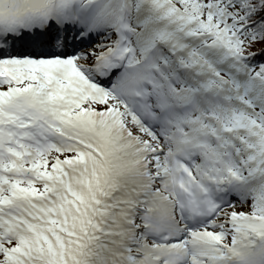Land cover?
Wrapping results in <instances>:
<instances>
[{"label":"snow or ice","instance_id":"snow-or-ice-1","mask_svg":"<svg viewBox=\"0 0 264 264\" xmlns=\"http://www.w3.org/2000/svg\"><path fill=\"white\" fill-rule=\"evenodd\" d=\"M0 264H264V0H0Z\"/></svg>","mask_w":264,"mask_h":264}]
</instances>
